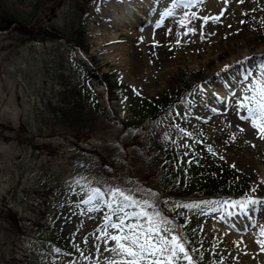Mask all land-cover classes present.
<instances>
[{
    "label": "rangeland",
    "instance_id": "obj_1",
    "mask_svg": "<svg viewBox=\"0 0 264 264\" xmlns=\"http://www.w3.org/2000/svg\"><path fill=\"white\" fill-rule=\"evenodd\" d=\"M144 1L0 0V16L59 35L30 38L13 29L17 24L0 31V264H107L116 256L105 250L115 242L106 244L101 231L109 209L82 202L87 194L76 183L81 177L102 190L119 187L127 194L131 189L138 199L144 198L138 189H150L163 216L177 226L191 222L201 260L192 255L188 243L185 247L194 264H264L258 243L264 240L260 235L264 204L249 206L247 213L239 207L210 210L217 205L188 211L175 207L244 200L216 199L212 184L198 180L201 165L196 160L205 152L234 169L239 181L255 187L248 197L264 200V138L250 121L238 124L234 118H218L211 112L233 93L242 97V68H251L256 75L258 63L264 62V52H257L260 45L264 49V0L236 2L251 17L245 20L250 27L248 41L235 38L233 44L247 48L251 59L199 79L187 72L177 76L174 71L167 78L162 64L137 74L131 63L132 58H141L149 64L159 53L156 41L146 42L147 30L150 36L160 31L178 63L181 52L201 50L213 41L210 22L195 19L208 0L175 8L158 30L130 23L139 17ZM172 3L153 0L151 10L160 9L162 16ZM143 15L153 18L150 13ZM75 30L83 32L82 47L64 40L63 35ZM108 35L113 38L105 42ZM230 45L229 39L219 43L220 62L235 53ZM203 85L214 86L210 98ZM178 94L182 95L177 107H172L169 102ZM151 102L163 104L159 115ZM153 133L159 137L168 133L169 147L182 168L190 159L196 163L190 183L184 179L180 189L166 183L171 166L150 146ZM106 231L117 234L110 228ZM176 234L189 242L183 229ZM57 235L76 250L71 259L64 256L69 251L54 241Z\"/></svg>",
    "mask_w": 264,
    "mask_h": 264
},
{
    "label": "snow or ice",
    "instance_id": "obj_2",
    "mask_svg": "<svg viewBox=\"0 0 264 264\" xmlns=\"http://www.w3.org/2000/svg\"><path fill=\"white\" fill-rule=\"evenodd\" d=\"M199 2L201 0H173L172 7L163 11L161 20L156 26L160 27L164 23V18L173 16L175 8H187ZM185 19H188L187 13H185ZM208 19V17L203 18L205 23ZM212 19L218 20L219 17ZM250 59V57H245L238 63L244 65ZM230 67L233 65H225L223 71L226 72ZM255 71L258 74L254 75L251 68H242L240 77V83L243 86L242 97L237 99L236 106L246 112L245 115L240 116V119L250 121L252 127L258 130L260 137L264 138V62L258 63ZM184 134L191 135V133ZM209 151L212 149L209 148ZM86 181V177H81L76 181L86 190L87 199L82 202L89 205L95 203L98 207L109 209L108 215L105 216L104 229L101 231H103L106 244L108 241L115 242L114 247H106L105 250L115 253L116 256L109 258L107 264H194L192 255L185 247L188 241L182 235L176 234L183 226L175 225L173 221L162 215L152 199L155 194L150 189H138L144 195L143 199H138L131 189L127 190V194L119 187L105 186L106 190H102L100 187H90L91 181L87 183ZM255 190L254 187L252 191L255 192ZM105 196L109 199H105ZM258 204H264V200L249 196L244 200L200 201L177 204L175 207L192 210L217 205L218 207H212L210 210L239 207L242 212L247 213L249 206ZM109 228L116 230L117 234L113 235L106 231ZM260 235L264 237V228L261 229ZM258 243L262 245V251H264V240ZM191 252H196V249L192 248ZM84 259H89V257H84Z\"/></svg>",
    "mask_w": 264,
    "mask_h": 264
},
{
    "label": "bare ground",
    "instance_id": "obj_3",
    "mask_svg": "<svg viewBox=\"0 0 264 264\" xmlns=\"http://www.w3.org/2000/svg\"><path fill=\"white\" fill-rule=\"evenodd\" d=\"M166 2H173V0H164ZM202 2L205 0H201ZM237 1H242L240 3L247 4V0H208L203 4V10L200 14L195 15V19L199 22L203 20L204 17H208V21L211 24L213 33V41H207L203 48L197 49L191 48L189 52H181L180 58L181 62L178 63V57H173V51L169 47V43L164 41L161 38L160 31H154L152 35H149V30L145 31L146 42H155L157 53L154 60L146 64L143 62L141 58L133 59L131 63V70L135 71L137 74H141L145 72V70H152L158 68L160 64L165 68L166 77H171L169 75L171 71L177 76H180L181 72H187L194 79L199 78H208L215 73L222 72L225 65H233L240 61H243L245 57H249L250 53H248L247 48L242 46H234L233 41L235 38L240 41L247 42L246 34L248 33V29L250 28L245 20L251 17V12L243 7H240L236 3ZM153 0H145L144 5H142V11L138 12L139 17L137 20H130V23L136 27L141 28V25L149 24L152 28H157V30L164 25V23L157 27L156 25L161 20V15H158L160 9L155 11V9L151 10ZM196 4V3H194ZM143 12L152 14L153 18L146 19L143 15ZM219 17L218 20H214L212 18ZM143 18L144 20H141ZM165 20V19H164ZM142 36V35H141ZM112 36H106L105 42H109L112 39ZM223 39H229L232 46V49H236L235 53L231 58H228L224 62H220V53L221 50L219 48V43ZM263 46L260 45L257 52H264L262 49ZM210 49H213L210 51ZM206 52V53H205ZM230 67L227 71L231 70ZM239 74L235 75V77L239 78ZM168 80V79H167ZM170 81V80H168ZM203 89L206 93V97L210 98L211 94H213V90L215 89L213 85H203ZM238 98H241L240 95H233L229 99H222V104L220 105V109L212 108L211 112L216 113V117L223 118H234V120L238 124H245L244 120L240 119L241 115H244V110L238 109L236 106V101Z\"/></svg>",
    "mask_w": 264,
    "mask_h": 264
},
{
    "label": "trees",
    "instance_id": "obj_4",
    "mask_svg": "<svg viewBox=\"0 0 264 264\" xmlns=\"http://www.w3.org/2000/svg\"><path fill=\"white\" fill-rule=\"evenodd\" d=\"M79 27H82V22H78ZM14 24H17L14 26ZM14 26L13 29L16 31L29 36L30 38H37L39 35H43L46 37H54L59 38V35L57 33L51 32L48 29L42 28V27H35V26H28L27 24L20 22L16 20L15 18L11 16H0V31H7L11 29ZM56 30V28H53ZM64 39L67 41L69 45L70 43H74L77 46H83L84 44V36L83 32L80 31H72L70 35H63ZM86 73V72H84ZM105 83L109 85L110 88L113 87L112 84H109L107 80H105ZM183 94V93H182ZM182 94H178L175 99L170 100V104L172 107H177V101L180 99ZM152 103V102H151ZM169 104V105H170ZM153 108L155 109V114L159 115L158 110H160L163 107L162 103L155 104L152 103ZM152 137H150V146L154 149L157 154H159L162 158V161L165 162L170 167L171 175L168 176V183L171 184L172 189H180L182 181L186 179L187 183L191 177V175L194 172H197L196 169L194 170V166L196 163H199L201 165V168L198 170L201 173H199L198 180H202L205 182H210L211 190L215 192L216 199H238L242 198L245 199L247 196L252 193V189L254 188L252 185L241 182L238 180V175L235 170L230 168L228 165L223 163L220 159H218L215 155L212 153H205V157L207 156V160L203 161L202 159L205 158L204 156H201L198 158L196 163H193V160L191 159L183 168H182V162L178 155L174 153L175 151L169 147L171 141L170 138L167 135L163 136H157L156 134H152ZM191 165V166H188ZM179 166H181V170H179ZM186 169V170H185ZM194 170V171H193ZM190 183V181H189ZM201 189V188H200ZM213 192V193H214ZM218 195V197H217ZM108 199V196H106ZM214 198V200H216ZM184 211H188L186 208H184ZM176 213L178 214V211L176 210ZM184 221V220H183ZM183 229L188 237V247L190 249L195 248L196 252H192V255L200 261V257L198 258V249L197 245L192 240V228H191V222L184 221L183 222ZM54 241L62 248V250L68 252V254H65L67 260L71 259L72 256L75 254V249L71 248V246L68 244V240L65 239L62 235H57L54 238ZM65 247H69L68 249H64ZM70 249H72L70 251ZM66 261V260H65Z\"/></svg>",
    "mask_w": 264,
    "mask_h": 264
}]
</instances>
